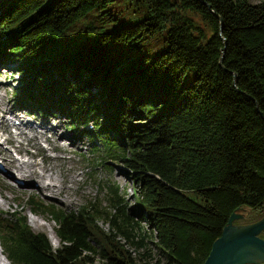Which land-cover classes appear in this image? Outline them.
<instances>
[{"label":"trees","instance_id":"obj_1","mask_svg":"<svg viewBox=\"0 0 264 264\" xmlns=\"http://www.w3.org/2000/svg\"><path fill=\"white\" fill-rule=\"evenodd\" d=\"M0 8V67L20 68L18 102L60 111L76 138L92 140L94 168L123 164L134 194L130 208L119 182L100 180L104 205L77 211L30 195V210L56 222L58 248L0 208L12 264H150L132 250L149 238L167 264H204L235 212L250 208L248 224L264 217V0Z\"/></svg>","mask_w":264,"mask_h":264},{"label":"rangeland","instance_id":"obj_2","mask_svg":"<svg viewBox=\"0 0 264 264\" xmlns=\"http://www.w3.org/2000/svg\"><path fill=\"white\" fill-rule=\"evenodd\" d=\"M8 1L9 0H0V5L5 4ZM251 1L253 3H257L260 0ZM1 10L2 8H0V12L2 13L3 11ZM19 69L20 68L18 67V65L13 63L8 65H2L0 67V84L4 85L6 88L2 89L0 86V94L2 97L1 103H3V108L11 107L12 109H15L13 108L14 104L16 106L21 105L22 109L19 110H23L22 114H24V116L22 117H25L26 120H29L30 122L34 123L36 126H40L38 128H40V130L42 131L41 133H45V136L52 137V133L42 128V125L40 123L41 120L37 119L40 118L41 115L47 114L34 107H29L25 101L23 103L18 102L20 77L17 71ZM192 79L193 74L189 73L186 76L182 85L186 86L191 84ZM30 111L34 115H29ZM0 113V142H6L2 145V148L4 150H9L12 154H14V156H18L26 160L29 159V156L31 154L35 155L34 159L38 162L42 161L43 163V161L51 159L50 167H54V170L57 171L58 174L68 173V175L72 178L70 180H65V183L63 184L69 186L68 195L72 201L71 203L66 201L62 202L60 200H53L49 193H46L45 196L41 195L37 192L38 189H33L32 192L23 190L26 189L25 187H30L34 185V181L25 182L24 180H20V182H16L11 176V187L4 186L3 183L0 181V199H2L0 203V208L3 212L7 214L9 219H14L16 215L24 214L27 216L28 222L35 232H44L48 235L46 230L47 227L43 229H35L30 222V214L32 211L30 210V206L26 204V201L30 195H33L36 199H39L42 203L43 208L77 211L80 210L81 206H83L89 201H96V203H101L102 205H104V203L102 202V200L105 198L104 192H102V189L100 188L98 182L100 180L105 179H110L112 181L119 182L121 184L122 189L124 188V190L126 191V203H128L130 208L134 205V194L132 190L133 184L129 179L125 177L126 167L119 162L110 160L108 162L107 167L100 166L94 168L93 153H95V151L92 140L87 137H84L82 139L76 138L75 134L70 128L69 119L65 117L60 111L56 112L57 117H52L49 120L53 125L59 120H61L62 122V127L60 130L62 133H64V136H62L59 141L60 147L51 148L53 146V143L49 144L45 137L40 138L38 140V144H34V141L28 139L23 144L24 147L28 150V153L23 152L22 154H18L16 150L17 146L19 145V140H22V137L17 136V134L20 133V130L15 127V124H17L16 122L20 121V119H17L20 116L15 115L17 111H15V113L10 111ZM13 115H15V121H11V123L13 124H6V126H3L1 122L2 116L9 118L10 121V118L13 117ZM20 127H23L25 129L29 137L33 136V131L31 129L25 128V126L23 125H21ZM10 136H17V139H14L13 142H9L8 140H6V138H9ZM97 144L101 145L99 141H97ZM4 163V159H0V174H3L4 172L8 171V168L5 167ZM12 172L13 171L11 170V174L16 176V174ZM1 195L6 198V201L3 200V197ZM238 214H241V216L236 217L234 219L233 225L239 227L248 224V219H250V217H252L253 215L251 213L250 208L246 206L239 209ZM43 215L38 216L45 217L46 221H48V223L53 227L57 225L56 222L51 218V216H49L48 214ZM136 220H138V217H136ZM99 223L106 228L109 225L102 220H100ZM146 231L148 233L150 232L148 223L144 221L142 222L141 226L138 225L137 229L134 231L135 240L140 242ZM52 245L54 246V248L60 247V243L58 245H54L52 243ZM132 250H134L133 252L139 258H143L144 260L149 261L150 264H167L166 258L162 254H160L159 249L152 242L151 238L145 241L144 246L140 244L138 248H132ZM158 259H160V263L159 261L157 262ZM260 262L255 264H264L263 261Z\"/></svg>","mask_w":264,"mask_h":264},{"label":"bare ground","instance_id":"obj_3","mask_svg":"<svg viewBox=\"0 0 264 264\" xmlns=\"http://www.w3.org/2000/svg\"><path fill=\"white\" fill-rule=\"evenodd\" d=\"M2 89H6L4 85L0 84ZM2 97L0 94V112L4 113L5 111H10L14 112L16 116H20L17 119H20L21 123L25 128H29L33 131V136L29 137L27 135V132L23 127H18L20 129V133L17 134L18 137H22V140H19V145L17 146L16 150L18 154H22L23 152H27L28 150L24 147V143L26 140L30 139L34 141V144L39 143V139L42 137H45V139L49 142V144L53 143V146L51 148H58L59 146V141L62 136H64V133L61 132V127H62V122L59 120L57 123L54 125L49 121L50 118L52 117H57L56 114L54 113H46L47 115H41L40 119L41 120V125L42 128L45 130H48L50 133H52V137H47L45 136V133H41L42 131L40 130V126H36L34 123L30 122L29 120H26L23 113V110L21 109V105H15L13 106L12 109L11 107H5L3 108V103H1ZM20 104V103H19ZM19 110V111H18ZM20 113V114H19ZM34 115L30 111V115ZM1 115V113H0ZM2 124L3 126H6V124H10L9 118H6L5 116H2ZM50 126V127H49ZM43 129V130H44ZM40 130V131H39ZM17 136H10L9 138H6L9 142H13L14 139H17ZM6 143L0 142V159H4L5 161V167L8 168V171L4 172L3 174H0V181L3 183L4 186L6 187H11L12 185V178L16 182H20V180H24L25 182H31L34 181V185L30 187H25L27 191H31L34 189H38L37 192L41 195H46V193H49L50 196L52 197L53 200H60V201H66L71 203V199L69 198V186L68 185H63L65 183V180H70L72 179L68 173H61L58 174L57 171L54 170V167L51 166V159H48L47 161H42L38 162L35 160V155L31 154L29 156V159H23L18 156H14V154L11 153L9 150H4L2 148V145ZM73 144V141H72ZM44 159V158H43ZM42 159V160H43ZM11 170L13 171L12 173L16 174L13 175L11 174ZM5 171V170H1ZM60 182V183H59ZM2 196V195H1ZM3 197V196H2ZM3 200L6 201V198L3 197ZM2 199H0L1 203ZM30 222L34 226L35 229H43L47 227V233L54 245L59 244V238L55 232V228L46 221L45 217L38 216L35 213L30 214ZM243 251H239L238 254H242ZM253 255V254H251ZM0 264H12L9 259L6 257L5 254H3L2 247L0 245ZM246 264V263H245Z\"/></svg>","mask_w":264,"mask_h":264},{"label":"water","instance_id":"obj_4","mask_svg":"<svg viewBox=\"0 0 264 264\" xmlns=\"http://www.w3.org/2000/svg\"><path fill=\"white\" fill-rule=\"evenodd\" d=\"M240 216L241 214L238 212L233 214L224 229L223 235L214 242L204 264H255L260 261L264 262V238L261 236L264 232V217L251 224L240 227L234 226V219ZM241 250L243 253L239 255L238 252Z\"/></svg>","mask_w":264,"mask_h":264}]
</instances>
